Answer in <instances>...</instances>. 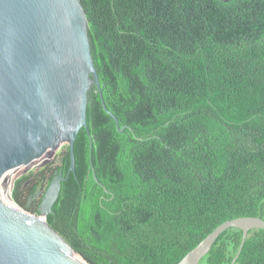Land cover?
Masks as SVG:
<instances>
[{
	"label": "trees",
	"instance_id": "obj_1",
	"mask_svg": "<svg viewBox=\"0 0 264 264\" xmlns=\"http://www.w3.org/2000/svg\"><path fill=\"white\" fill-rule=\"evenodd\" d=\"M81 4L103 100L128 128L93 85L50 227L90 264H179L222 224L264 221V0ZM69 165L64 147L30 195ZM242 241L228 229L200 264H264V230Z\"/></svg>",
	"mask_w": 264,
	"mask_h": 264
},
{
	"label": "water",
	"instance_id": "obj_2",
	"mask_svg": "<svg viewBox=\"0 0 264 264\" xmlns=\"http://www.w3.org/2000/svg\"><path fill=\"white\" fill-rule=\"evenodd\" d=\"M93 85L124 133L128 127H120L102 97L81 0H0V264H90L47 220L62 183L76 172L75 143L81 129L88 131ZM64 147L70 153L67 178L55 176L33 214L13 198L15 184ZM94 179L99 183L95 172ZM230 228L243 231V245L250 231L264 230V221L247 217L222 224L179 264H200Z\"/></svg>",
	"mask_w": 264,
	"mask_h": 264
},
{
	"label": "rangeland",
	"instance_id": "obj_3",
	"mask_svg": "<svg viewBox=\"0 0 264 264\" xmlns=\"http://www.w3.org/2000/svg\"><path fill=\"white\" fill-rule=\"evenodd\" d=\"M58 164H59V156L56 158V159H54L52 162H50V163H48V165H46L45 167H47V166H51L52 168H56L57 166H58ZM45 167L44 168H40V169H38L37 171H35L33 174H31L29 177H27L28 178V181H27V183L23 186V189H22V191H20L21 193H20V197H21V200L23 201V202H27L28 201V198H29V196H30V189L32 188V186H33V183L35 182V178H34V175L36 174V173H39V172H41L43 169H45ZM43 188H45V190L43 189L42 190V192L44 193L45 191H46V185H44V187ZM42 197H43V195L41 196V199H42ZM35 202V200H33L32 202H31V204H33ZM32 213V212H31Z\"/></svg>",
	"mask_w": 264,
	"mask_h": 264
},
{
	"label": "flooded vegetation",
	"instance_id": "obj_4",
	"mask_svg": "<svg viewBox=\"0 0 264 264\" xmlns=\"http://www.w3.org/2000/svg\"><path fill=\"white\" fill-rule=\"evenodd\" d=\"M42 194H43L42 190L35 192L34 195L31 194L28 198V201L25 203L24 208L28 210L29 212H33L36 205L40 202ZM33 200H35V202L31 204Z\"/></svg>",
	"mask_w": 264,
	"mask_h": 264
}]
</instances>
